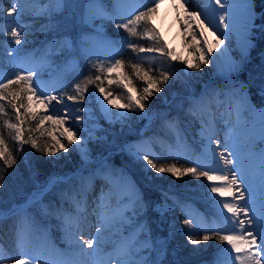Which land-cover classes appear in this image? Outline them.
<instances>
[{"label": "snow or ice", "instance_id": "1", "mask_svg": "<svg viewBox=\"0 0 264 264\" xmlns=\"http://www.w3.org/2000/svg\"><path fill=\"white\" fill-rule=\"evenodd\" d=\"M6 2L9 5L7 9L4 7ZM139 2L141 9L137 13L122 15L119 13L121 0H112V10L107 8L104 0H89V19L110 20L117 29L126 31L128 35L123 37L122 47L126 46L134 55L128 61L123 58H107L104 61L89 58L91 64L88 74L81 75L78 82L71 85V94L64 91L67 88L65 84L60 85L59 95L57 89L43 85L41 67L47 62L46 57L39 67H12L8 73L4 72L3 63L0 61V160L6 168H12L17 159L9 148L5 134L14 141L15 151L20 154H24L25 145H30L37 152L52 156L61 150L68 152L74 142H79L77 132L73 130L76 124L69 122H79L84 117L70 115L66 101L84 104L90 95L99 102L102 114L109 122L127 120L129 112L144 113L146 102L162 91V86L168 83L172 73L162 65L153 67L156 56L142 54H158L167 61H180L186 66L184 72L188 73L189 69L200 70L204 65L215 66L228 53V48H224L219 55H212L213 49H219L225 41H229V47L231 46L230 36L237 31L238 24L232 9L238 7L243 10V17L239 21L241 55L248 48L249 33L255 26L252 0H231V3L229 0H203L205 6L201 9H190L188 5L191 0H172V6L178 14L183 9L186 17L183 21L184 31L192 37V42L187 47H192L193 52L185 59L169 49L167 41L151 23L164 0H147L146 5L143 0ZM54 3L55 9L49 7L37 11L38 0H31V6L28 0H0V36L10 37L12 45L26 42L28 33L18 23L19 18L26 13L30 16L45 15L68 6L67 0H54ZM209 8L211 12L208 11ZM219 9L224 11L220 12ZM5 24L8 26L5 27ZM193 24L196 25L195 29L192 28ZM209 36H216L215 43L210 41ZM143 39L150 43H137ZM57 44L58 51L64 52L71 48L72 41L64 40ZM19 53L20 49L9 47L6 54L14 64H18L21 62ZM117 55L125 56L127 53L121 51ZM194 55L195 60L192 59ZM145 63L148 64L147 68L144 67ZM126 67L131 68V75L125 71ZM112 73L117 75L112 76ZM132 77L144 84L139 92L135 86L129 87L133 84ZM105 82L108 88L116 85L123 91L115 93L107 90ZM90 87L93 88L91 94ZM101 96L103 100L100 99ZM120 100L124 102L119 103ZM189 103L188 115L200 122V135L202 141H206L202 145V159H186L185 163L192 165L188 167L179 164L183 159L180 150L186 148V141L179 131L178 122L175 119L169 120L167 116L163 117L162 127L166 133L175 136V150L172 145L167 149V159L173 162L167 163L165 158L141 148H137L132 154L143 162L146 172L154 171L157 177L164 174L175 179L189 176L196 180L204 178L208 182V192L216 205L215 215L223 226L207 227L201 220H195L194 223V218L188 214L183 223L190 229L185 234L192 245L215 238L227 245L222 251L229 255L230 264H264V147H256L257 135L260 142L264 143V109H256L242 89L228 84L220 88H206L198 98H191ZM108 105L117 111L112 112ZM75 111L86 112L87 107ZM243 111L257 113L258 119L251 124L246 122L245 127L241 128L240 115ZM32 122H35L34 126L26 127ZM219 122L224 123L223 141L219 138ZM46 123L49 124V129L54 126L59 136L46 129ZM34 133H39V136H34ZM241 135L245 138L246 147L239 141ZM42 136L50 138L43 145L39 143ZM76 151L83 153L85 150L81 147ZM250 158L258 162L255 171H250L248 167ZM99 176L105 181V186L95 198L91 213L88 212V199L94 187L95 176L81 177L78 185L61 194L62 200L71 204L74 213L63 208L49 211L45 207L42 214L56 216L65 233L64 239L80 253L86 252L85 246L93 249L95 245L94 252L98 250L104 241V233L108 232L119 237L108 264H153V261L142 254L152 248V241L146 231L147 226L138 221L144 201L135 182L124 173L118 178H114L110 172L101 173ZM3 179V175H0V187L3 186ZM257 183L261 191L258 206L255 204L254 195V185ZM12 215L17 217L13 226L17 255L13 257L0 244V264H6V259L14 261V264H72L68 260L57 261L50 258L49 253L59 256L64 253L51 240L49 231L39 228L35 217L26 209L13 212ZM89 215L96 217V235L85 239L81 224L88 220ZM94 252L86 254L91 256Z\"/></svg>", "mask_w": 264, "mask_h": 264}, {"label": "rangeland", "instance_id": "2", "mask_svg": "<svg viewBox=\"0 0 264 264\" xmlns=\"http://www.w3.org/2000/svg\"><path fill=\"white\" fill-rule=\"evenodd\" d=\"M29 6H31V0H28ZM88 3L89 0H67V7L62 8L59 11H52L45 15H35L30 16L27 13L19 18L18 23H20L21 27L25 29L28 33L25 41H22L21 45H12L10 44V37L7 35L0 36V61L3 63V70L5 73L11 71L12 67H17L18 69H29L32 67H39L42 60L47 58V62L43 64L41 67V79L42 83L47 88H55L57 89V94L60 93V85L65 84L67 88L64 91H67L71 94V85L75 82H78L79 77L84 75L86 70H89L91 60H96L97 58L100 61H104L107 58L120 59L121 56L117 55V53L123 51L126 53L128 50L125 47H122L124 44L123 39H116L110 34H108V25L109 23H113L110 20H92L88 17ZM143 3L146 5L147 0H143ZM43 4V8H53L55 9L56 5L54 0H38V5ZM104 4L107 6L109 10H112L113 3L112 0L105 1ZM37 5V6H38ZM8 3L4 4L5 9L8 8ZM252 8L254 9L255 15V26L252 28L250 33V40L252 41V45L247 56L243 59L233 58L238 62V68L227 75L223 71H215L211 68V65H204L199 71L195 80V83H189L188 76L192 74V72L196 70L189 69L188 73L184 72L186 66L181 71V67L183 63L180 61H167L166 58L160 57L158 54H142V55H154L156 56V63L158 65H162L165 69L171 68L176 74L179 76L181 81H184L185 84L189 87V93H187V97L178 96L175 98V94L172 98L168 97L163 91L157 93L154 97L150 98L146 104L147 107L144 110V113L137 112H129V118L127 120L109 122L108 118L102 114L100 109V104L95 100L94 97L90 96L85 100L84 104L72 103L70 101H66L70 109V115L73 117L83 116L84 119L82 121L72 120L69 123L76 124V127L73 129L77 132V137L79 138V142H74L70 147L68 152H64L61 150L55 155H48V164H53V162H59L63 165H74V170L69 174L65 173H55L53 179L47 185L39 184L34 197L30 198L27 202L21 204L16 208L15 212H22L25 209L30 213L37 222V226L39 228L47 229L50 233L51 240L56 244L57 248L60 249L64 255L59 256L55 254L49 253L48 255L53 260L71 261L72 264H108L106 262L109 261L111 254L113 253L114 244L119 241L118 236H113L111 233H104V241L102 242L100 248L94 252L96 246H93V249H88L85 246L86 252L80 253L78 249L74 247H70L69 242L64 239L65 233L61 227L60 221L56 218L55 215L45 216L42 214V209L49 206V203L43 202L44 194L49 193L51 189L58 185L59 188V201H55L54 209L63 208L70 213H74V209L71 204L67 200H62L61 194L68 191L72 187L79 184L81 177L95 176V183L97 182L99 186H105V181L102 179L100 182L99 174L110 172L114 178H118L121 173L126 174L132 181L135 182L136 187L139 189V195L143 198L144 204L141 206L138 216V221L141 224L146 225V231L150 234V238L152 241V248L145 250L142 254L153 261V264H164L165 250L168 246V242L172 243L174 239V229L182 228L183 230L190 229L186 228L183 221L184 219L176 218V214L174 213L175 204L171 203L168 200L166 195H161L159 197V201H155L153 205L154 217L156 228L155 230L161 234L167 233L168 236L163 238L155 237L154 229L151 228L150 225V217H151V208L150 202L145 200V194L142 191L141 187L136 182L133 175L125 167L121 166H112L110 164V159L114 154V151L121 153V160L124 162L129 158L133 163L139 165L141 169L144 170L143 162L137 160L135 156L132 154L136 151L137 148H141L145 151L151 152L157 156H162V154H168L167 149L169 145H172L175 150V140L174 142L171 140H160L157 141L156 137L148 136L147 130L152 127V124L158 117L167 118L171 113L178 111V109L185 107L186 115H188V109L190 107V99L198 98L201 93L205 91L206 88H220L225 84L234 85L237 89H242L246 97H253L252 101L254 107L256 109H264V105H262L261 101L256 98L251 91L250 85L242 79V74L245 71V68L249 63L252 64L253 57V49L256 46V39L259 37L258 31L262 30L261 26L257 24V20L260 18L258 15L254 3L252 0ZM141 9V2L139 0H121L119 5V13L122 15L135 14ZM39 11V9H37ZM159 14V9L155 17L152 19L151 23L155 26V28L162 34L163 39L165 41L166 38L161 32L159 26L156 23V18ZM40 16V17H38ZM34 17H38V23L33 22ZM44 22L43 25L40 23ZM114 31H121L122 29H117L115 24L113 23ZM8 25L5 24V27ZM185 26L182 28V34L180 35V41L174 45H170L168 43L169 49L173 50L175 54L178 56H182L185 59L189 58V53L193 52L192 47H187L188 44L192 42L191 34L186 33L184 31ZM192 28H196V25L193 24ZM112 29V27H111ZM197 39L200 40L199 36ZM64 40L72 41V46L69 50L64 52L58 51L57 42H62ZM150 42L148 41L147 44ZM200 43H203L200 41ZM9 47H15L20 49V57L21 62L18 64H14L11 57H9L6 53ZM131 53V52H129ZM134 55V54H133ZM195 60V55L192 57ZM111 62V60H108ZM171 63L173 65H171ZM181 66V67H180ZM82 67V68H81ZM178 67V68H177ZM131 69V68H130ZM85 70V71H84ZM127 70V69H125ZM79 73L77 78H71L63 80L61 75L65 73ZM127 72V71H126ZM112 76H116L117 73H112ZM189 83V84H188ZM200 84V86H199ZM167 85L169 87L172 85V82L169 80ZM105 86L107 90L114 91L115 93H121L123 89L116 87V85H112L111 88L107 87L105 82ZM129 87H132L131 85ZM93 88H89V94H91ZM255 97V98H254ZM103 100V97H100ZM123 100H120L119 103H123ZM55 103V102H53ZM106 104L107 102L104 101ZM256 104V105H255ZM59 107V106H58ZM87 107L86 112H78L75 111L79 108ZM112 112H116L117 109L113 108L111 105H108ZM189 116V115H188ZM143 121L141 122V120ZM190 119L194 122L192 126H183L178 120V128L182 135L184 141H186V148L180 150V155L187 160L195 161L197 157H202V153L204 152L203 144L206 141H202V137L200 135L201 125L198 120L193 119L190 116ZM170 120V119H169ZM220 126H218L219 132L224 131V123L219 122ZM68 125L66 124L65 127ZM46 129H49V124H45ZM191 129V134L193 133L194 137L189 139L187 135V128ZM118 128V131L116 130ZM193 129V130H192ZM49 130L53 131V134L59 136L58 132H55L54 126ZM135 133L132 137L130 134ZM175 137V136H174ZM175 139V138H174ZM224 136H222V140ZM257 143L256 145L260 147H264V143L260 142L259 137H256ZM85 141H87L85 143ZM157 141V142H156ZM64 142V141H62ZM160 142V143H159ZM99 143H106L107 147H110L107 153H94L95 149H97ZM115 146H118L116 149ZM84 148V152L76 151L78 148ZM70 148H72V153ZM78 157V160L74 161L75 152ZM71 153V154H70ZM74 154V155H73ZM91 154V155H90ZM24 156H27V152L24 149ZM71 158V159H70ZM151 158V157H150ZM145 171V170H144ZM146 172V171H145ZM153 173V177L158 184V190L161 191L162 184L166 181L161 177H157V174L154 171H147L148 174ZM201 184L198 185V189H192L186 182H172V184L177 189L186 190L194 195L195 193L198 196H205L209 194L208 192V182L201 178ZM201 185V186H200ZM165 186L168 188L170 185ZM258 183L254 185V195L256 200L260 199L261 192L258 190ZM174 189V188H173ZM38 190V191H37ZM180 194V193H178ZM48 195V194H47ZM186 201H184V205L188 214L195 220H201L207 227L212 226H223L219 224L218 218L215 215L216 205L212 201L209 194V205L205 203V205L210 210L211 215L206 214L201 211L195 205V201L190 196ZM176 198V197H175ZM174 198V200H175ZM94 200L92 192L89 195L88 199V212L91 213L92 207H94ZM182 201V200H181ZM183 202V201H182ZM49 211L51 207L49 206ZM4 215V214H2ZM163 217L167 218L169 221L168 224H165V220ZM186 219V218H185ZM50 221H56V233H51L50 228L47 223ZM96 226L97 221L94 215H89L88 220L81 224V231L85 239L90 237H95L96 235ZM75 231V228L72 229ZM169 230V232H168ZM172 234V235H171ZM127 235V232H125ZM183 239V237H180ZM167 240V241H166ZM187 242H189L187 240ZM211 242V241H210ZM202 244L209 245L208 242H201ZM191 244V243H190ZM214 248H220L219 251L215 252V259L212 264H230L229 255L222 251L226 248L225 243H216L212 242ZM192 245V244H191ZM196 247L197 245H192ZM93 255L89 256L86 253H93Z\"/></svg>", "mask_w": 264, "mask_h": 264}, {"label": "trees", "instance_id": "3", "mask_svg": "<svg viewBox=\"0 0 264 264\" xmlns=\"http://www.w3.org/2000/svg\"><path fill=\"white\" fill-rule=\"evenodd\" d=\"M109 1V0H105ZM254 7L260 16V18L257 20V24H259L262 28V30L258 31L260 34L259 37L256 39V46L253 49V57H252V64L249 63L247 67L245 68V71L242 74V79H244L251 87V91L253 92L254 96L258 98L264 105V0H253ZM108 34L113 36L116 39H123V37H127V32L124 31L123 29L121 31H114V25L113 23H109L108 25ZM112 27V29H111ZM137 43L143 44V45H148V40L143 39L137 41ZM130 49L126 51L127 55L121 56L120 58L125 59L126 61L129 60L130 57H133ZM158 65L156 62L153 65L155 67ZM171 65H173L171 63ZM184 64L181 67V71L184 69ZM144 67L147 68L148 64L145 63ZM82 68V67H81ZM178 68V67H177ZM129 75H131V69L130 67H126ZM168 70L171 71V77L170 81L172 82V85L169 87V85H164L162 86V91L170 98H172L175 94V98L178 96H184L187 97V93H189V87L187 84H185L184 81H181L179 76L176 74V72L168 68ZM85 71V70H84ZM200 72L199 71H194L192 72L191 75L188 76L189 83L193 84L195 83V80ZM88 74V70L85 71L84 75ZM156 74V73H153ZM78 75H81L79 73H65L62 74L61 77L63 80H68L71 78H77ZM133 84L131 86H135L137 91L139 92L143 87L144 84L138 80L135 77H132ZM188 83V84H189ZM200 86V84H199ZM173 95V96H172ZM254 97V98H255ZM185 109V107H184ZM180 108L178 109L177 113L173 112L170 114L168 119L172 120H178L184 127L185 126H192L194 123L191 119L190 116L186 115L185 110ZM143 119L141 120V122ZM35 122H32L28 126H34ZM163 123V117H158L156 121L152 124V127L147 130V135L153 137H156L157 141L160 140H171L174 142V135L166 133L163 130L162 127ZM187 128V135L189 139H192L194 137L193 133L191 134V129ZM118 131V128L116 129ZM193 130V129H192ZM135 133L130 134L129 136H133ZM6 136V141L9 144V148L13 151L14 156L17 159V163L12 167V168H6L3 164V161L0 160V175H3V186L0 187V244H3L4 249L7 253H10L13 257L17 255L16 250H15V241H14V221L17 219V217L13 216L12 213L16 211V208L20 206L21 204L27 202L30 198L34 197L36 189L39 184L42 185H47L48 183L51 182L53 179V176L55 173H65L69 174L74 170V165L72 166L71 163L68 165H63L62 163L59 162H53V164H48L46 162L48 160V155H45L42 152H37L35 149H32L30 145H25L24 149L27 152V156H24L23 154H20L15 151L16 149V144L14 141H12L7 134ZM34 136H39V133H34ZM50 138L47 136H42L39 139V143L43 145L46 141H49ZM156 141V142H157ZM162 142V141H160ZM159 142V143H160ZM118 146H115L114 149H116ZM110 147H107L106 143H99L97 149H95L94 153H107L108 149ZM71 153H72V148H70ZM74 157L71 156V158H74V161L78 160L77 153L76 151ZM70 153V154H71ZM91 155V154H90ZM168 154H162V156L167 160V163H172L173 161L170 159H167ZM70 158V159H71ZM186 159H181L179 161V164H182L185 167L192 166L189 163H185ZM110 164L112 166H123L125 167L128 172L133 175L135 178L136 182L138 185L141 187L142 191L145 194V200L147 202H150V212H151V217H150V225L151 228L154 229V235L157 238H163L168 236L167 233L161 234L155 230L156 224L155 221L153 220L154 217V211H153V205L155 201H159V197L161 195H166L169 201L171 203L175 204V210L174 213L176 214V218L178 219H185L187 218V212L186 208L184 205V201L187 199L190 200L189 197H186V195L190 196L191 198L194 199L195 205L197 206L198 209L201 211L205 212L208 215H211L210 210L208 207L205 205H209V194L207 197L201 195L198 196L193 193L189 194L186 190L182 189H177L175 186L172 184V182H176L179 184V182H186L188 186H190L192 189L197 190L198 185L201 184V180H196L193 179L189 176H185L182 179H175L172 176L168 174H164L160 176L162 179H165L166 181L162 184L161 191L158 190L157 182L153 177V173L151 172L148 174L145 172L143 169L139 167V165L133 163L129 158L124 162L121 160V153L114 151V154L112 155L110 159ZM166 185H170V187H166ZM185 184V183H184ZM201 186V185H200ZM59 186L56 185L54 186L49 193H45L43 197V202L49 203V206L51 207V210L54 209L55 207V201H59ZM174 188V189H173ZM38 191V190H37ZM180 193V194H178ZM48 194V195H47ZM176 197V198H175ZM175 198V200H174ZM183 202H182V201ZM57 201V203H58ZM48 206V208H49ZM163 220H165V224H168L169 221L167 218L163 217ZM48 227L51 230V233L55 234V236H58L56 233V221H50L47 223ZM174 239L177 241L173 240V242L169 243L168 246L165 250V257H164V264H212L214 259H215V252L219 251L220 248H214V245L211 243L213 242L215 246L220 243L217 239H212L207 241L209 245L206 247V243L202 244L200 243L196 247L192 246L190 242H187V236L186 232L187 229L183 230L182 228L174 229ZM169 232V230H168ZM203 233L201 232V235ZM172 235V234H171ZM180 237H183L181 239ZM167 241V240H166ZM211 241V242H210ZM203 242V241H202ZM217 243V245H216ZM218 247V246H217ZM6 264H14V261H7L6 259Z\"/></svg>", "mask_w": 264, "mask_h": 264}, {"label": "bare ground", "instance_id": "4", "mask_svg": "<svg viewBox=\"0 0 264 264\" xmlns=\"http://www.w3.org/2000/svg\"><path fill=\"white\" fill-rule=\"evenodd\" d=\"M229 2L231 3V0H229ZM204 2L203 0H191V3L188 5V7L190 9L195 8V9H201L203 8ZM43 8V4H40L37 6V9ZM209 12H211V8L208 9ZM220 12L224 11L223 9H219ZM232 14L235 15L237 17V31H234L231 36H230V40H231V46L229 47V41H225V43L223 45L220 46L219 49L214 48L212 55L213 57L219 55L220 52H222L224 50V48H228V53L221 58V60L218 62L217 65L213 66L211 65V68L215 71H223L225 72L227 75H230V73L234 72L237 68H238V62L233 58H239V59H243L247 56L250 47L252 45V41L250 40V43L248 45V48L246 50V52L244 53V55H241V43H242V37L240 35V31H239V21L242 19L243 17V10L240 8H235L232 9ZM40 17V16H38ZM38 17H34V19L32 20L33 22L38 23L39 18ZM201 18H203V15L201 16ZM186 20V17L184 16L183 13V9L180 10L179 14L177 13V10L175 7L172 6V0H164V3H162L159 7V14L156 18V23L159 26L161 32L163 33V35L165 36L166 40L168 41V43L172 46L176 43H178L180 41V35L182 34V28L183 26H185V24L183 23V21ZM254 20H255V15H254ZM44 22L40 23V25H43ZM251 33V32H250ZM249 33V36H250ZM217 35H219V33H217ZM223 38V37H221ZM209 39L211 42L215 43L216 41V36H209ZM248 101L250 102V104L252 106L253 103V97H247ZM255 102V101H254ZM256 105V104H255ZM221 111H223V109H221ZM258 119V114L255 112H250V111H243L240 115V125L241 128H244L247 124H251L252 122L256 121ZM233 122H235V115L233 116ZM218 126H220L218 124ZM222 136H224V131L219 132V138L222 140ZM223 141V140H222ZM239 141L241 143L242 146L246 147V143H245V138L243 135H241L239 137ZM257 148H259L258 145H256ZM246 155V153H245ZM257 161H255L254 159H249L248 160V167L250 169V171H255V168L257 166ZM102 179L100 178L98 180V182H100ZM101 188H103V186H99L98 183L94 182V187L92 190V194L93 197L96 198L99 196ZM258 190L260 191V188H258ZM261 192V191H260ZM243 203V202H241ZM255 204L258 206V200L255 199ZM108 263V262H106Z\"/></svg>", "mask_w": 264, "mask_h": 264}]
</instances>
